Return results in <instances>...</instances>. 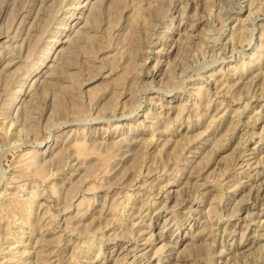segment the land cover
<instances>
[{
  "label": "rangeland",
  "instance_id": "obj_1",
  "mask_svg": "<svg viewBox=\"0 0 264 264\" xmlns=\"http://www.w3.org/2000/svg\"><path fill=\"white\" fill-rule=\"evenodd\" d=\"M79 1L86 2L0 0V207L8 208H0V264L3 257L6 264H37L42 237L51 241L47 264H264V0H93L95 18L92 4L77 13ZM132 13L141 14L136 20L151 16V23ZM79 19L87 41L72 56L64 44L21 99V80ZM143 24L155 26L146 28L152 37ZM149 67H157L154 77L144 74ZM81 141L96 154L81 160ZM32 187L38 201L30 218L20 212L23 219L11 221L12 194L26 198ZM145 245L147 252L139 250Z\"/></svg>",
  "mask_w": 264,
  "mask_h": 264
},
{
  "label": "bare ground",
  "instance_id": "obj_2",
  "mask_svg": "<svg viewBox=\"0 0 264 264\" xmlns=\"http://www.w3.org/2000/svg\"><path fill=\"white\" fill-rule=\"evenodd\" d=\"M33 1H34V0H33ZM57 1H58V0H57ZM60 1H61V0H60ZM100 1H102V0H100ZM100 1H98V3H100ZM121 1H122V0H121ZM121 1H120V2H121ZM123 1H124V0H123ZM141 1H142V0H141ZM43 2H44V1H43ZM187 2H188V1H187ZM251 2H252V1H251ZM253 2H254V1H253ZM261 2H262V1H261ZM51 3H52V2H51ZM94 3H95V2H94L93 0H86V2H84V3H83L82 1H79V2L77 3L78 5H75L76 8H75V7H74V8H75V10H77V13H81V14H83V12L85 11V9H88V7L92 4L93 6H91L90 8L93 7V8H92V12H93L92 15H93V17H94L95 14H97V15L99 14V12H98V11H99V10H98V8H99L98 6H99V5L96 6V7H94ZM139 3H140V2H139ZM218 3H219V2H218ZM4 4H5V3H4ZM136 4H137V3H136ZM140 4H141V3H140ZM140 4H139V5H140ZM187 4H188V3H187ZM254 4H255V2H254ZM260 4H262V3H260ZM263 4H264V1H263ZM52 5H53V3H52ZM141 5H142V4H141ZM141 5H140V6H141ZM199 5H200V4H199ZM41 6H42V5H41ZM67 6H68V5H67ZM135 6H138V4L135 5ZM251 6H252V4H251ZM251 6H250V7H251ZM185 7H186V6H185ZM261 7H262V6H261ZM40 8H42V7H40ZM96 8H97V9H96ZM136 8H137V7H136ZM141 8H142V7H141ZM146 8H147V7H146ZM150 8H151V7H150ZM134 9H135V8H134ZM139 9H140V8H139ZM148 9H149V8H148ZM182 9H183V8H182ZM247 9H248V8H247ZM250 9H251V8H250ZM97 10H98V11H97ZM137 10H138V9H136V12H137ZM141 10H142V9H140V11H141ZM143 10H144V8H143ZM186 10H187V9H186ZM134 11H135V10H134ZM144 11H145V10H144ZM255 11H256V10H255ZM73 12H74V11H73ZM90 12H91V11H90ZM95 12H97V13H95ZM138 12H139V10H138ZM160 12L163 13V11H160ZM142 13H143V12H142ZM145 13H146V12H145ZM218 13H219V12H218ZM218 13H217V14H218ZM74 14H75V13H73V15H74ZM90 14H91V13H90ZM132 14H133V13H132ZM147 14H148V13H147ZM250 14H251V13H250ZM71 15H72V14H71ZM139 15H141V14H139V13H138V15H136V13H135V15L133 14L134 19L136 20L135 16H139ZM180 15H181V14H180ZM186 15H187V14H186ZM64 16H65V15H64ZM90 16H91V15H90ZM131 16H132V15H131ZM144 16H146V15L143 14L142 17H144ZM147 16H148V15H147ZM165 16H166V15H165ZM183 16H184V15H183ZM53 17H54V16H53ZM77 17L82 18L80 15H78ZM140 17H141V16H140ZM140 17L137 18V20L139 19V21H140V19H147V17H144V18H142V17L140 18ZM150 17H151V16H149V19H147V21H150ZM197 17H198V16H197ZM247 17H248V16H247ZM87 18H88V17H87ZM90 18H91V17H90ZM94 18H95V17H94ZM237 18H238V17H237ZM96 19H97V18H96ZM151 19H152V17H151ZM171 19H172V18H171ZM200 19H201V18H200ZM25 20H26V17H24V18L22 19V21H20V25H23V24L25 23ZM87 20H88V19H87ZM91 20H92V21H95L94 19H91ZM137 20H136V22H138ZM144 21H146V20H144ZM147 21H146V22H147ZM254 21H255V20H254ZM132 22H133V21H132ZM146 22H143V23H146ZM205 22H206V21H205ZM89 23H90V20H89ZM134 23H135V22H134ZM134 23H133V24H134ZM150 23H151V21L149 22V24H150ZM180 23H181V22H180ZM243 23H244V22H243ZM243 23H242V24H243ZM147 24H148V23H147ZM194 24H195V23H194ZM71 25H72V24H71ZM79 25H80V19L78 20V22H76V27H75V28H72V26L69 27V28H66V29H67V30H66V33L63 34L64 36L62 35L63 37H65V36H67V35H69L68 37H70L71 34L75 33L74 36H73L74 38H72V37H70V38L67 37V39H64V38H63V39H61V38L58 39V38H56L55 40H53L52 43L50 44V46L48 47L47 51L45 52V54L42 55V57H40L39 60H37V61H38V62H36V63H38L37 67H36L31 73H29L25 78H23L24 80H21V82L23 81V82H22V85H21V89H20L21 99H22L23 97H25V95H30V93H32V91H31V90H32V85L34 84V82H35L36 80H34L33 82H31V80H33L32 78H34V76L38 75V74H37V73H38V72H37V69H38L40 66H42V67H47V66H49V65H48L49 62L52 61V60H55V59L57 58V56H58V54H59V51L63 48L64 44L69 43V44H68V45H69V46H68L69 49L67 48L68 51L66 50V52H67V55H70L71 53L75 52V50H76L77 48H79L80 46H82L83 41L85 42V39H86V41H87V39H88V37H87L88 34L86 33L87 31H84V30H85L84 28H83V30H81L80 27H79ZM83 25L85 26V23H84ZM143 25H144V24H143ZM155 25H156V24H155ZM88 26H89V25H88ZM148 26H150V25H148ZM148 26L146 27V26L144 25L145 30H146V28H147V29L149 28ZM165 26H166V25H165ZM242 26H243V25H242ZM242 26H241L240 29H239V28H238V29H239V31H243V32H241V33H242V34L244 33V34H243V36H244L246 32H245L244 30H241V29H242ZM263 26H264V25H263ZM81 27H83V26H81ZM136 27H137V26H136ZM151 27H154V28H155L154 25H153V26H150V28H151ZM166 27H167V26H166ZM244 27H247V26L245 25ZM244 27H243V28H244ZM133 28H134V27H133ZM133 28H132V29H133ZM150 28H149V29H150ZM154 28H153V29H154ZM261 28H262V27H261ZM134 29H136V28H134ZM134 29H133V30H134ZM202 29H203V28H202ZM252 29H253V28H252ZM89 30H90V29H89ZM164 30H165V29H164ZM245 30H247V29L245 28ZM136 31H137V30H136ZM247 31H248V30H247ZM249 31H250V30H249ZM263 31H264V30H263ZM63 32H64V31H63ZM146 32H148V30H146ZM234 32H235V31H234ZM236 32H237V31H236ZM17 33H18V32H17ZM69 33H70V34H69ZM133 33H134V32H131L132 35H133ZM151 33H152V32H151ZM183 33H185V32H183ZM89 34H90V33H89ZM148 34H150V33L148 32ZM166 34H167V32H166ZM185 34H186V33H185ZM190 34H191V33H190ZM236 34H237V33H235V35H236ZM90 35H91V34H90ZM136 35H137V34H136ZM186 35H187V34H186ZM192 35H194V34H192ZM233 35H234V33H233ZM262 35H263V34H262ZM20 36H21V35H20ZM91 36H92V35H91ZM129 36H130V37H133V36H131L130 34H129ZM134 36H135V34H134ZM150 36H151V34H150ZM156 36H157V35H156ZM161 36H163V32H162V35H161ZM195 36H196V35H195ZM243 36H242V37H243ZM59 37H60V36H59ZM85 37H87V38H85ZM130 37H129V39H130ZM151 37H152V36H151ZM164 37H165V35H164ZM202 37H203V36H202ZM245 37H246V36H244V38H245ZM261 37H262V36H261ZM82 38H83V39L85 38V39L82 41ZM138 38L140 39V37H137V40L140 41ZM162 38H163V37H162ZM188 38H189V37H188ZM196 38H197V37H196ZM204 38H206V36H205ZM208 38H209V37H208ZM210 38H211V37H210ZM135 39H136V38L134 37L133 41H134ZM151 39H153V38H151ZM160 39H161V38H160ZM233 39H234V38H233ZM245 39H246V38H245ZM5 40H6V39H5ZM162 40H163V39H162ZM182 40H183V37H182ZM182 40H181V41H182ZM186 40H187V39H186ZM204 40H205V39H204ZM230 40H231V39H230ZM234 40H235V39H234ZM236 40H237V38H236ZM236 40H235V41H236ZM133 41H131L130 43H132ZM151 41H152V40H151ZM181 41H180V42H181ZM205 41H206V40H205ZM205 41H204V43H205ZM241 41H242V40H241ZM251 41H252V40H251ZM149 42H150V41H149ZM183 42H184V41H183ZM189 42H190V41H189ZM213 42H214V41H213ZM5 43H6V42H5ZM10 43H11V42H10ZM135 43H137V45H136ZM140 43H141V42H140ZM178 43H179V42H178ZM133 44H135V47H136V50H137V48H138V42L135 41V42H133ZM133 44H132V46H133ZM141 44H142V43H141ZM181 44H182V43H181ZM193 44H194V43H193ZM263 44H264V43H263ZM3 45H4V44H3ZM33 45H34V44H33ZM83 45H84V44H83ZM139 45H140V44H139ZM149 45H150V43H149ZM4 46L7 48V45H4ZM8 46H9V45H8ZM208 46H209V45H208ZM255 46H256V45H255ZM261 46H263V45L261 44ZM1 47H2V46H1ZM188 47H189V46H188ZM206 48H208V47H206ZM3 49H4V48H3ZM29 49H30V48H29ZM29 49H28V50H29ZM36 49H37V48H36ZM134 49H135V48H134ZM134 49H133V52L130 51V53L132 52V57L134 56V58H135V54H136V52H135V54H134V51H136V50H134ZM149 49H150V48H149ZM160 49H161V48H160ZM180 49H181V48H180ZM0 50H1V49H0ZM35 51H36V50H35ZM138 51H139V50H137V53H138ZM256 51H257V50H256ZM146 52H147V51H146ZM262 52H264V49L262 50ZM130 53H129V54H130ZM258 53H259V52H257V54H258ZM64 55H65V53H64ZM64 55H63V57H64ZM67 55H66V57H67ZM59 56H60V55H59ZM61 56H62V55H61ZM71 56H72V54H71ZM130 56H131V54H130ZM136 56H137V55H136ZM262 56H264V53L261 54V57H262ZM132 57H131V59H134V58H132ZM148 58H150V57H148ZM68 60H69V59H68ZM68 60H65V61L63 60V64H62V63H60V64H61L62 66H64V65H65L64 63H65V62H68ZM61 62H62V60H61ZM143 62H144V61H143ZM145 62H146V58H145ZM11 64H13V63H12V62L8 63L9 66H10ZM53 64H54V63H53ZM66 65H67V64H66ZM134 65H135V64H134L133 62L130 61L128 67L126 68V70H127V71H130V72H131V70L133 71V69H135V66H134ZM157 65H158V64H157ZM155 66H156V65H155ZM58 67H59V66H58ZM65 67H68V66H65ZM147 67H148V66H147ZM51 68H52V67H51ZM51 68H50V69H51ZM60 68H61V66H60ZM155 68H157V67H152V68L149 67L148 69H146V71L144 72V74H145V75H150V76L154 77V76H155V72H156V71H155V70H156ZM52 69H53V68H52ZM54 70H55V69H54ZM140 70H141V69H140ZM55 71H56V70H55ZM127 71H125V73H126ZM143 71H144V70H143ZM52 72H53V71H52ZM140 72H141V71H140ZM140 72H139V73H140ZM127 73H128V72H127ZM127 73H126V74H127ZM263 73H264V72H261V74L264 76ZM156 74H157V73H156ZM208 74H209V73H208ZM261 74H260V75H261ZM53 75H54V74H53ZM53 75H52V76H53ZM73 75L76 76V74H73ZM260 75H259V76H260ZM257 76H258V75H257ZM263 76H262V77H263ZM46 77H47V76H46ZM48 77H49V76H48ZM214 77H215V76H214ZM52 78H53V77H52ZM54 78H55V77H54ZM73 78H74V77H73ZM77 78H78V76L76 77V79L74 78V80L77 81V80H78ZM207 78H208V77H207ZM42 80H43V79H42ZM205 80H206V79H205ZM43 81H44V80H43ZM51 81H52V80H51ZM216 81H217V80H216ZM216 81H215V82H216ZM53 82H54V81H53ZM235 82H236V81H235ZM217 83H218V82H217ZM222 83H223V81H222ZM223 84H224V83H223ZM226 84H227V83H226ZM215 85H216L215 87H217V84H215ZM235 85H236V84H235ZM260 85H261V84H260ZM263 85H264V84H263ZM239 86H240V85H239ZM69 87H70V86H69ZM260 87H261V86H260ZM200 88H201V86L199 85V89L197 88L199 91H197V90H196V91H197L198 94H203V93H200V92H202L203 86H202L201 89H200ZM234 88H235V87H234ZM70 89H71V88H70ZM215 89H216V88H215ZM262 89H263V88H262ZM204 90H205V89H204ZM216 90H217V89H216ZM35 91H36V90H35ZM121 91H122V90H121ZM121 91H120V92H121ZM196 91H195V93H194L195 95H196ZM205 91H206V90H205ZM213 91H214V89H213ZM259 91H260V90H259ZM263 91H264V90H263ZM122 92H123V91H122ZM122 92H121V93H122ZM203 92H204V91H203ZM117 93H118V92H117ZM192 93H193V92H192ZM205 93H206V92H205ZM215 93H216V92H215ZM220 93H221V92H220ZM225 93H226V92H225ZM257 93H258V92H257ZM259 93H260V92H259ZM262 93H263V92H262ZM262 93H261V94H262ZM198 94H197V96H198ZM31 95H32V94H31ZM119 95H120V93H119ZM189 95H190V94H189ZM203 95H205V94H203ZM203 95H202V96H203ZM215 95H216V94H215ZM218 95H219V94H218ZM252 95H253V94H252ZM263 95H264V94H263ZM9 96H10V95H9ZM200 96H201V95H200ZM255 96H256V95H255ZM255 96H254V97H255ZM32 97H33V96H32ZM186 97H187V96H186ZM203 97H204V96H203ZM258 97H260V96H258ZM226 98H227V97H226ZM32 100H33V99H32ZM185 100H186V99H185ZM191 100H192V99H191ZM31 102L33 103V101H31ZM221 102H223V101L220 100V103H221ZM245 102H247V101H245ZM244 104H245V103H244ZM244 104H243V105H244ZM29 105L31 106V104H29ZM194 105H195V103H194ZM196 105H197V104H196ZM207 105H208V104H207ZM248 105H249V104H248ZM248 105L246 104V107H245L244 109H247ZM32 106H33V104H32ZM180 106H181V104H180ZM249 106H250V105H249ZM182 107H183V106H182ZM182 107H180V108L182 109ZM203 107H204V106H203ZM219 107H220V106H219ZM225 107H226V106H225ZM241 107H242V106H241ZM241 107H240V108H241ZM26 108H27V107H26ZM32 108H33V107H32ZM78 108H79V106H78ZM80 108H81V106H80ZM180 108H179V109H180ZM183 108H184V107H183ZM188 108H189V107H188ZM194 108H195V107H194ZM206 108H207V107H206ZM217 108H218V107H217ZM28 109H29V108H28ZM181 109H180V110H181ZM1 110H2V109H1ZM3 110H4V109H3ZM29 110H31V107H30ZM32 110H33V109H32ZM80 110H81V109H80ZM183 110H184V109H183ZM205 110H206V109H205ZM27 111H28V110H27ZM206 111H207V110H206ZM29 112H30V111H29ZM31 112H32V111H31ZM31 112H30V113H31ZM134 112H135V111H134ZM234 112H235V110H234ZM234 112H233V113H234ZM255 112H256V111H255ZM260 112H261V110H260ZM27 113H28V112H27ZM30 113H29V114H30ZM32 113H33V112H32ZM115 113H116V112H115ZM130 113H131V112H130ZM130 113H129V114H130ZM226 113H227V112H226ZM226 113H225V114H226ZM112 114H113V113H112ZM126 114H127V113H126ZM131 114H132V113H131ZM149 114H150V113H149ZM180 114H181V113H180ZM180 114H179V116H180ZM213 114H214V113H213ZM222 114H223V113H222ZM241 114H242V113H241ZM0 115H1V114H0ZM162 115H163V114H162ZM260 115H261V114H260ZM2 116H3V115H2ZM30 116H31V115H30ZM115 116H116V115H115ZM121 116H122V115H121ZM166 116H167V115H166ZM213 116H214V115H213ZM232 116H233V115H232ZM254 116H255V115H254ZM109 117H110V116H109ZM233 117H234V116H233ZM250 117H251V115H250ZM250 117H249V118H250ZM257 117H258V116H257ZM32 118H33V117H32ZM156 118L159 119L158 116H157ZM216 118H217V117H215L214 119H216ZM220 118H221V116H220ZM4 119H5V118H4ZM157 119H155L154 122H155ZM160 120H161V119H160ZM220 120H221V119H220ZM231 120H232V119H231ZM212 121H213V120H212ZM240 121H241V120H240ZM249 121H250V120H249ZM254 121H255V120H254ZM2 122H3V121H2ZM152 122H153V121H152ZM159 122H161V121H159ZM169 122H170V121H169ZM210 122H211V121H210ZM170 123H171V122H170ZM211 123H212V122H211ZM0 124H1V123H0ZM154 124H155V123H154ZM230 124H231V123H230ZM235 124H236V122H235ZM235 124H234V125H235ZM162 125H163V124H162ZM154 126H155V125H154ZM154 126H153V127H154ZM168 126H169V125H167V123H166V127H165V129L163 128V129H161L160 131H159V130H157V131H159V132H161V133L166 132V129H167ZM236 126H237V125H236ZM150 127H151V126H150ZM154 128L156 129V126H155ZM263 128H264V127H263ZM4 129H5V128H4ZM157 129H159V128H157ZM229 129H230V127H229ZM2 130H3V128H2ZM151 130H152V129H151ZM261 130H262V129H261ZM153 131H154V130H153ZM245 132H246V131H245ZM255 132H257V131H255ZM203 133H204V132H203ZM243 133H244V132H243ZM257 133H258V132H257ZM5 134H6V133H5ZM204 134H205V133H204ZM0 135H1V134H0ZM200 135H201V134H200ZM244 135H245V134H244ZM259 135H260V134H259ZM2 136H3V135H2ZM188 136H189V135H188ZM188 136H187V138H188ZM205 136H206V135H205ZM3 137H4V136H3ZM7 137H8V136H7ZM191 137H192V136H191ZM191 137L189 136L190 139H191ZM195 138H197V137H193L192 139L194 140ZM200 138H202V137L200 136ZM200 138H197V139H200ZM203 138H204V136H203ZM203 138H202V139H203ZM96 139H97V138H96ZM190 139H187L188 142H190V141H189ZM192 139H191V141H193ZM150 140H151V142H152V140H153V141H156V140H154L153 138H151ZM150 140H149V141H150ZM208 140H209V139H208ZM201 141H202V140H201ZM246 141H247V140H246ZM98 142H99V141H98ZM104 142H105V141H104ZM145 142H146V141H145ZM147 142H148V140H147ZM193 142H194V141H193ZM206 142H207V141H206ZM94 143H95V142H94ZM101 144H102V142H101ZM103 144H106V142L103 143ZM149 144H151V143H149ZM187 144H188V143H187ZM93 145H94V144H93ZM237 145H238V143H237ZM243 145H244V144H243ZM243 145H242V146H243ZM75 146H76L77 151H78V152L76 151V152L78 153L77 155H79L80 157H81L82 155H85L86 153H89V152H90L89 154H92V153H93V154H96V152H97V151L95 150L96 148H95L94 150L92 149V148H94V146H91V145L89 146V144H88V145L85 144L84 141H81L80 143L75 142ZM185 146H186V145H185ZM238 146H239V145H238ZM95 147H96V146H95ZM235 147H236V146H235ZM244 147H245V146H244ZM76 148H75V149H76ZM88 148H91L92 151H88ZM125 148H126V147H125ZM183 148H184V147H183ZM183 148H182V149H183ZM191 148H192V147H191ZM127 149H128V148H127ZM192 149H193V148H192ZM237 149H238V148H237ZM95 151H96V152H95ZM193 151H194V150H193ZM237 152H239V151L237 150ZM132 153H133V152H132ZM242 153H243V152H241V154H242ZM253 153H254V152H253ZM253 153H251V155H252ZM35 154H36V153H35ZM190 154H191V153H190ZM239 154H240V153H239ZM243 154H244V153H243ZM243 154H242V155H243ZM77 155H76V156H77ZM158 155H159V154H158ZM247 155H248V154H247ZM155 156H156V155H155ZM187 156H188V155H187ZM238 156H239V155H238ZM240 156H241V155H240ZM259 156H260V155H259ZM83 157H84V156L81 157V160H82ZM121 157H122V156H121ZM241 157L243 158V156H241ZM241 157H240V158H241ZM244 157H245V155H244ZM250 157H251V156H250ZM260 157H262V156H260ZM25 158H26V157H25ZM32 158H33V161L36 162L37 159H38L39 157H37V159H36V156H34V157H32ZM78 158H79V157H78ZM245 158H246V157H245ZM247 158H248V156H247ZM189 159H190V158H189ZM20 160H21V159H20ZM23 160H24V159H23ZM185 160H186V159H185ZM248 160H249V159H248ZM251 161H252V160H251ZM251 161H250V162H251ZM18 163H19V162H18ZM36 163H37V162H36ZM240 163H241V162H240ZM248 163H249V162H248ZM19 164L21 165V163H19ZM19 164H18V165H19ZM32 164H33V163H32ZM186 164H187V163H186ZM251 164H252V163H251ZM20 165H19V167H20ZM33 165H34V164H33ZM35 165L38 166V164H35ZM255 165H256V163H255ZM23 166H24V165H23ZM26 166H27V165H26ZM37 166H36L35 168L38 169L41 165H39L38 167H37ZM249 166H251V165L249 164ZM16 167H18V166H16ZM16 167H15V168H16ZM21 167H22V166H21ZM21 167H20V168H21ZM24 167H25V166H24ZM27 167H28V166H27ZM33 167H34V166H33ZM247 167H248V166H247ZM20 168H19V169H20ZM79 168H80V167H79ZM24 169H25L24 171H22V169H21L22 173H25L26 170H27L26 168H24ZM255 169H256V168H255ZM17 170H18V169H17ZM77 170H78V169H77ZM148 170H149V169H148ZM31 171H32V170H31ZM33 171H34V170H33ZM74 171H75V170H74ZM145 171H146V170H145ZM19 172H20V171H19ZM28 172H29V170H28ZM148 172H149V171H148ZM20 173H21V172H20ZM26 173H27V172H26ZM71 173L73 174V172H71ZM190 173H191V172H190ZM234 173H235V172H234ZM28 174H29V173H27V175H28ZM30 174H32V173H30ZM191 174H192V173H191ZM27 175H26V176H27ZM141 175H142V173H141ZM23 176H24V175H23ZM28 176H29V175H28ZM28 176H27V177H28ZM50 176H51V175H50ZM152 177H154V176H152ZM225 177H226V176H225ZM230 177H231V176H230ZM134 178H135V177H134ZM158 178H159V177H158ZM255 178H256V177H255ZM1 179H2V178H1ZM7 179H8V178H7ZM139 179H140V178H139ZM95 180H96V179H95ZM144 180H145V179H144ZM144 180H143V181H144ZM155 180H156V179H155ZM160 180H161V179H160ZM131 181H132V180H131ZM134 181H135V180H134ZM145 182H146V181H145ZM149 182H150V181H149ZM141 183H142V182H141ZM151 183H153V182H151ZM154 183H155V182H154ZM174 183H175V182H172V183L170 182V183H166V184H167L168 187H170V186H172ZM247 183H248V182H247ZM250 183H251V182H250ZM54 184H55V183H54ZM54 184H52V185H54ZM253 184H254V183H253ZM253 184H252V185H253ZM130 185H131V184H130ZM145 185H146V184H145ZM151 185H152V184H151ZM252 185H251V187H252ZM258 185H259V183H258ZM261 185H262V184H261ZM5 186H6V185H5ZM97 186H98V185H97ZM97 186L95 185L94 187H96V189H97ZM128 186H129V185H128ZM134 186H135V185H134ZM140 186H141V185H140ZM152 186H153V185H152ZM161 186H162V185H160V187H161ZM163 186H164V184H163ZM163 186H162V187H163ZM231 186H232V185H231ZM256 186H257V185H256ZM256 186H255V187H256ZM100 187H101V185H100ZM109 187H110V186H109ZM149 187H150V186H149ZM158 187H159V186H158ZM251 187H250V188H251ZM253 187H254V185H253ZM255 187H254V188H255ZM98 188H99V186H98ZM139 188H140V187H139ZM143 188H144V185H143ZM145 188H146V187H145ZM231 188H232V187H231ZM254 188H253V189H254ZM256 188H257V187H256ZM36 189H37V188H36ZM36 189H33V187H32V188H31L32 192H31V193L29 194V196L26 197V198H22L23 196H22V195L20 196V195H19L20 193L18 194L17 191H15L16 194H15V193L12 194L11 200H10V202H9V203H10L9 208L12 210V214H11V213H10V214H11V216H13L14 219H11V221H12V220L16 221L15 217L17 216V218H18L17 213H20V212H21V213L23 212L24 214L26 213V215H27L28 217L32 214L33 209H35L34 206L37 204V201H38V200H37V192H36ZM94 189H95V188H94ZM258 190H259V189H258ZM258 190H257V191H258ZM5 191H6V190H5ZM68 191H69V190H68ZM68 191H67V193H70V194H71L72 189H71V192H70V191L68 192ZM149 191H150V189H149ZM248 191H249V190H248ZM138 193H139V192H138ZM70 194H69V195H70ZM72 194H73V192H72ZM95 194H96V193H95ZM132 194H133V193H131V194H127V195H129V196L127 197L129 200L132 198ZM157 194H158V193H157ZM9 195H10V194H9ZM67 195H68V194H67ZM67 195H66V196H67ZM82 195H83V194H82ZM108 195H109V194H108ZM137 195H138V194H137ZM137 195L135 194V196H137ZM70 196H71V195H70ZM70 196H69V197H70ZM24 197H25V196H24ZM67 197H68V196H67ZM71 197H72V196H71ZM84 197H85V196H84ZM86 197H87V196H86ZM133 197H134V196H133ZM72 198H73V197H72ZM88 198L90 199V197H88ZM136 198H137V197H136ZM85 199L88 200L87 198H85ZM94 199H95V198H94ZM105 199H106V198H105ZM146 199H147V198H146ZM6 200H7V199H6ZM67 200H68V199H67ZM86 200H85V201H86ZM129 200H128V201H129ZM70 201H71V198H70ZM81 201H82V199H81ZM85 201H82L81 203H83V202H85ZM94 201H95V200H94ZM112 201H113V199H112ZM134 201H135V200H134ZM229 201H230V200H229ZM4 202H5V201H4ZM6 202H8V201H6ZM67 202H68V201H67ZM129 202H130V201H129ZM235 202H236V201H235ZM75 203H77V202H75ZM78 203H79V202H78ZM120 203L122 204V202H120ZM127 203H128V202H127ZM127 203H126V204H127ZM233 203H234V202H233ZM6 204H7V203H6ZM50 204H51V203H50ZM83 204H84V203H83ZM83 204H82V205H83ZM85 204H86V203H85ZM92 204H93V203H92ZM111 204H112V203H111ZM111 204H110V205H111ZM151 204H152V203H151ZM3 205H4V206H3ZM42 205H43V203H42ZM68 205H69V204H68ZM71 205H72V203H71ZM71 205H69V206H71ZM80 205H81V204L79 203V206H80ZM118 205H119V204H118ZM128 205H129V204H128ZM143 205H144V203H143ZM145 205H146V203H145ZM5 206H6L5 204H3V203L1 204V207H5ZM77 206H78V205H77ZM1 207H0V208H1ZM103 207H104V206H103ZM105 207H106V206H105ZM117 207H118V206H117ZM117 207H116V208H117ZM68 208H69V207H68ZM70 208H71V207H70ZM111 208L113 209V211H115L114 209H116L115 206H113V205H112ZM111 208H110V209H111ZM125 208H126V205H125ZM141 208H143V206H142ZM6 209H8L7 206H6ZM6 209H5V210H6ZM65 209H66V208H65ZM110 209H109V210H110ZM117 209H118V208H117ZM117 209H116V211H117ZM123 209H124V207H123ZM139 209H140V208H139ZM212 209H213V208H212ZM1 210H2V208H1ZM1 210H0V211H1ZM121 210H122V209H121ZM125 210H126V209H125ZM209 210H210V209H209ZM3 211H4V210H3ZM113 211H112V212H113ZM139 211H140V210H139ZM9 212H10V211H9ZM9 212H8V213H9ZM46 212H48V210L45 211V214H46ZM211 212H212V211H210V213H211ZM1 213H2V212H1ZM8 213H6V215H7V216H6V219H7L8 216H10V214L8 215ZM33 213H34V212H33ZM114 213H115V212H114ZM142 213H143V212H142ZM79 214H80V213H79ZM117 214H118V213H117ZM119 214H120V212H119ZM121 214H122V212H121ZM121 214H120V215H121ZM0 215H1V214H0ZM19 215H20V214H19ZM33 215H34V214H33ZM49 215H50V214H49ZM51 215H53V214H51ZM51 215H50L51 220L55 219V216H54V218H52ZM120 215H119V216H120ZM123 215H124V214H123ZM136 215H137V214H136ZM248 215H249V214H248ZM42 216H43V215H42ZM246 216H247V215H246ZM4 217H5V216H4ZM20 217H21V216H20ZM20 217H19V218H20ZM32 217H33V216H32ZM43 217H44V216H43ZM81 217H82V215H81ZM112 217H113V216H112ZM114 217H115V216H114ZM120 217H121V216H120ZM8 218H9V217H8ZM10 218H12V217H10ZM19 218L17 219L18 221H19ZM24 218H25V217H24ZM29 218H30V217H29ZM71 218H72V217H71ZM99 218H100V217H99ZM123 218H124V217H123ZM20 219H21V218H20ZM22 219H23V218H22ZM22 219H21V220H22ZM25 219H26V218H25ZM40 219H41V218H40ZM67 219H69V217H68ZM101 219H103V218H101ZM104 219H105V218H104ZM114 219H117V218H114ZM126 219H127V218H126ZM249 219H250V218H249ZM259 219H260V218H259ZM27 220H28V219H27ZM27 220H26V221H27ZM51 220H50V221H51ZM70 220L72 221V219H70ZM110 220H111V219H109L108 221H110ZM157 220H158V219H157ZM167 220H168V219H167ZM262 220H264V218H263ZM262 220H261V221H262ZM5 221H7V220H5ZM11 221H10V222H11ZM35 221L37 222V220H35ZM40 221H41V220H40ZM67 221H68V220H67ZM73 221H74V220H73ZM112 221H113V220H112ZM121 221H122V220H121ZM3 222H4V221H3ZM8 222H9V220H8ZM8 222H7V223L5 222V223H6L5 225H7V224L10 225V223H8ZM30 222H31V221H30ZM36 222H35V223H36ZM75 222H76V221H75ZM113 222H114V221H113ZM135 222H136V221H135ZM143 222H144V221H143ZM156 222H157V221H156ZM11 223H12V222H11ZM22 223L25 224V221L22 222ZM51 223H52V221H51ZM109 223H110V222L105 223V224H109ZM133 223H134V222H133ZM136 223H138V222H136ZM149 223H150V222H149ZM149 223H148V224H149ZM259 223H261V222H259ZM263 223H264V222H263ZM26 224H27V223H26ZM49 224H50V223H49ZM49 224H48L47 227H49V226L51 225V224H50V225H49ZM67 224H68V223H67ZM79 224H80V223H79ZM117 224H118V223H117ZM127 224H128V223H127ZM139 224H140V222H139ZM245 224H246V223H245ZM248 224H249V223H248ZM261 224H262V223H261ZM8 225H7V226H8ZM11 225H13V224H11ZM14 225H15V224H14ZM14 225H13V226H14ZM27 225H28V224H27ZM32 225H33V229H34V230H35L36 228H38L37 223H36V224H32ZM32 225H31V223H30V226H29V225H28V226L31 227ZM81 225H82V224H81ZM112 225H113V224H112ZM122 225H123V224H122ZM131 225H132V224H131ZM255 225H256V224H255ZM15 226H16V225H15ZM19 226H20V225H19ZM23 226H24V225H23ZM39 226H40V225H39ZM68 226H69V228H70L71 230H74L76 225H75V226H74V225L72 226V224H71V225L68 224ZM104 226H105V225H104ZM107 226H108V225H107ZM144 226H145V225H144ZM17 227H18V226H17ZM64 227H66V226H64ZM77 227H78V224H77ZM82 227H84V225H83ZM116 227H117V226H116ZM202 227H203V226H202ZM7 228H9V227H6V229H7ZM10 228H12V227H10ZM14 228H15V227H14ZM23 228H24V227H23ZM25 228H26V227H25ZM41 228H42V227H41ZM43 228H44V227H43ZM79 228H80V227H79ZM129 228H130V227H129ZM203 228H204V227H203ZM39 229H40V228H39ZM55 229H56V228H55ZM59 229H60V228H59ZM81 229H83V228H81ZM81 229H80V232L82 231ZM131 229H132V228H131ZM8 230H10V229H8ZM8 230H7V231H8ZM16 230H17V229H15V231H16ZM18 230H19V228H18ZM67 230H68V229H67ZM101 230H102V229H101ZM149 230H150V229H149ZM202 230L204 231V229H202ZM13 231H14V230H13ZM23 231L25 232V230H23ZM36 231H37V230H36ZM77 231H78V230H77ZM119 231H120V230H119ZM133 231H134V230H133ZM257 231H258V230H256V232H257ZM19 232H20V231H19ZM30 232H31V231H30ZM73 232H74V231H73ZM112 232H113V231H112ZM121 232H122V230H121ZM127 232H128V231H127ZM138 232H139V231H138ZM142 232H143V231H141L140 233H142ZM201 232H202V231H201ZM243 232H245V231H243ZM21 233H22V232H21ZM71 233H72V232H71ZM77 233H78V232H77ZM103 233H104V232H103ZM110 233H111V232H110ZM123 233H126V232H123ZM130 233H131V232H130ZM132 233H133V232H132ZM5 234H6V236H7V233H5ZM33 234H34V232H33ZM126 234H127V233H126ZM195 234H196V233H195ZM27 235H28V234H27ZM59 235H60V234H59ZM79 235H80V234H79ZM113 235H115V233H114ZM253 235H254V233H253ZM260 235H261V234H260ZM260 235H258V236H260ZM8 236H10L9 233H8ZM8 236H7V237H8ZM85 236H87V235H85ZM125 236H126V235H125ZM131 236H132V235H131ZM152 236H153V235H152ZM242 236H243V234H242ZM256 236H257V235H256ZM261 236H262V235H261ZM7 237H6V238H7ZM41 237H42V236H41ZM44 237H46V236H44ZM114 237H115V236H114ZM116 237H117V236H116ZM121 237H122V236H121ZM127 237H128V236H127ZM132 237H133V236H132ZM141 237H142V236H141ZM4 238H5V236H4ZM20 238H21V237H20ZM36 238H37V237H36ZM42 238H43V237H42ZM42 238H41V239H42ZM86 238H87V237H86ZM146 238L149 239V237H146ZM150 238H151V237H150ZM152 238H153V237H152ZM156 238H157V236H156ZM156 238H155V239H156ZM41 239H40V241H42V242H41L42 245L39 246V247H41V248H39V249H41V253L39 252V255H38V256H40V260H39V262H40V264H47L49 253H52V252H51L50 250H48V251H50V252H48V251H47V248H46L45 246H49L48 242H50V244H51V241H50L49 239H47V238H44L43 240H41ZM56 239H57V237L55 238V240H52V243H53V242H54V243H57V241H58L59 238H58L57 240H56ZM60 239H61V238H60ZM84 239H85V238H84ZM93 239H94V238H93ZM122 239H123V238H122ZM155 239L153 238V241H154ZM161 239H163V234L160 235L158 241H160ZM240 239H242V238H240ZM245 239H246V238H245ZM252 239H253V238H252ZM75 240H76V239H75ZM88 240H89V239H88ZM101 240H102V239H101ZM131 240H132V239H131ZM149 240H150V239H149ZM255 240H256V239H255ZM5 241H6V240H5ZM19 241H20V240H19ZM36 241H37V240H36ZM40 241H37V242L40 243ZM61 241H62V240H61ZM61 241H59V242H61ZM146 241L148 242V240H146ZM250 241H251V240H250ZM253 241H254V240H253ZM8 242H9V241H8ZM11 242H12V241H11ZM13 242H14V241H13ZM59 242H58V243H59ZM71 242H72V241H71ZM90 242H91V241H90ZM95 242H96V241H95ZM149 242H150V241H149ZM14 243H15V242H14ZM41 243H40V244H41ZM54 243H53V244H54ZM67 243H68V242H67ZM74 243H75V242H74ZM76 243H77V242H76ZM80 243H81V242H80ZM85 243H86V242H85ZM85 243H84V245H85ZM164 243H165V242H164ZM254 243H255V242H254ZM16 244H17V242H16ZM16 244H14V245H16ZM82 244H83V243H82ZM82 244H81V245H82ZM90 244H92V243H90ZM90 244H89V245H90ZM143 244H144V243H143ZM165 244H166V243H165ZM172 244H173V243H172ZM214 244H215V243H214ZM252 244H253V243H252ZM26 245H28V244L26 243ZM54 245H55V244H54ZM58 245H59V244H58ZM79 245H80V244H79ZM261 245H262V244H261ZM263 245H264V244H263ZM7 246H8V245H7ZM7 246H6V247H7ZM65 246H66V245H65ZM77 246H78V245H77ZM82 246H83V245H82ZM85 246H86V245H85ZM162 246H164V245H162ZM162 246H160V247H162ZM251 246H252V245H251ZM259 246H260V245H259ZM4 247H5V245H4ZM6 247H5V248H6ZM12 247H14V246L12 245ZM79 247H80V246H79ZM83 247H84V246H83ZM134 247H135V246H134ZM165 247H167V246H165ZM165 247H163V248H165ZM7 248H8V247H7ZM9 248H11V247H9ZM14 248H15V247H14ZM76 248H77V247H76ZM80 248H81V247H80ZM145 248H146V245H145L142 249L140 248L139 250H142V251H143V250H145ZM158 248H159V247H158ZM247 248H250V247H247ZM39 249H38V250H39ZM61 249H62V248H61ZM72 249H74V248H72ZM148 249H149V248H148ZM148 249H146V250L143 251V252H147ZM159 249H161V248H159ZM11 250H14V249H11ZM11 250H10V251H11ZM30 250H31V249H30ZM54 250H55V249H54ZM54 250H53V252H54ZM127 250H128V249H127ZM132 250L135 251V249H132ZM162 250H163V249H162ZM246 250H247V249H246ZM257 250L259 251V249H257ZM0 251H1V250H0ZM17 251H18V250H17ZM22 251H23V250H22ZM39 251H40V250H39ZM61 251H62V250H61ZM64 251H65V250H64ZM129 251H130V250H129ZM142 251H141V252H142ZM3 252H4V251H3ZM5 252H8V250H7V251L5 250ZM25 252H27V251H25ZM83 252H84V251H83ZM119 252H120V251H119ZM158 252H159V251H158ZM158 252H157V253H158ZM160 252H162V251H160ZM214 252H215V251H214ZM244 252H245V251H244ZM249 252H250V251H249ZM259 252H260V251H259ZM11 253H12V252H11ZM11 253H10V254H11ZM15 253H17V252H15ZM15 253H14V254H15ZM23 253H24V252H23ZM28 253H29V252H28ZM20 254H21V253L18 254V257L20 256ZM24 254H25V253H24ZM24 254H23V256H24ZM26 254H27V253H26ZM57 254H58V253H57ZM65 254H66V253H65ZM98 254H99V253H98ZM137 254H138V253H137ZM140 254H141V253H140ZM143 254H144V253H143ZM145 254H146V253H145ZM154 254H155V252H154ZM241 254H242V253H241ZM243 254H244V253H243ZM256 254H257V253H256ZM3 255H4V254H3ZM11 255H12V254H11ZM73 255H74V254H73ZM73 255H72V256H73ZM77 255H78V254H77ZM141 255H142V254H141ZM152 255H153V253H152ZM259 255H262V254H259ZM263 255H264V254H263ZM9 256H10V255H9ZM12 256H13V255H12ZM23 256H22V257H23ZM61 256H62V255H61ZM61 256H60V257H61ZM69 256H70V255H69ZM74 256H75V255H74ZM74 256H73V257H74ZM117 256H118V255H117ZM247 256H248V255H247ZM250 256H251V255H250ZM13 257H14V256H13ZM20 257H21V256H20ZM63 257H64V256H63ZM63 257H62L61 259H63ZM77 257H78V256H77ZM77 257H75V258H77ZM3 258H4V261H3V262H4V264H6V263H5V259H6V258H5V257H3ZM7 258H8V257H7ZM38 258H39V257H38ZM120 258H121V256L119 257L118 260H120ZM12 259H14V258H12ZM21 259H22V258H21ZM52 259H53V258H52ZM70 259H73V258L71 257ZM70 259H69V261H70ZM77 259H78V258H77ZM157 259H158V258H157ZM2 260H3V259H2ZM8 260H9V259H8ZM18 260H19V259H18ZM30 260H31V259H30ZM74 260H76V259H74ZM122 260H123V258H122ZM233 260H234V259H233ZM6 261H7V259H6ZM10 261H11V260H10ZM66 261H67V259H66ZM81 261H82V260H81ZM220 261H221V260H220ZM239 261H240V260H239ZM31 262H32V261H31ZM39 262H38V263H39ZM67 262H68V261H67ZM75 262H76V261H75ZM75 262H74V263H75ZM226 262H227V261H226ZM235 262H236V261H235ZM241 262H242V261H241ZM38 263H37V264H38ZM71 263H72V262H71ZM78 263H79V262H78ZM237 263H238V262H237ZM9 264H10V263H9ZM16 264H17V263H16ZM72 264H73V263H72ZM75 264H76V263H75ZM214 264H215V263H214ZM225 264H226V263H225Z\"/></svg>",
  "mask_w": 264,
  "mask_h": 264
}]
</instances>
